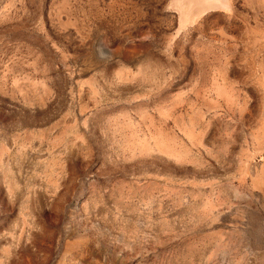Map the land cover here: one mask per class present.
Returning a JSON list of instances; mask_svg holds the SVG:
<instances>
[{
    "label": "rangeland",
    "instance_id": "1",
    "mask_svg": "<svg viewBox=\"0 0 264 264\" xmlns=\"http://www.w3.org/2000/svg\"><path fill=\"white\" fill-rule=\"evenodd\" d=\"M0 264H264V0H0Z\"/></svg>",
    "mask_w": 264,
    "mask_h": 264
}]
</instances>
